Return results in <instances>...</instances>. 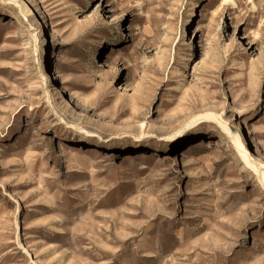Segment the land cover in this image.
<instances>
[{"label":"rangeland","instance_id":"374dc122","mask_svg":"<svg viewBox=\"0 0 264 264\" xmlns=\"http://www.w3.org/2000/svg\"><path fill=\"white\" fill-rule=\"evenodd\" d=\"M226 133L264 173V0H0V264H264Z\"/></svg>","mask_w":264,"mask_h":264},{"label":"bare ground","instance_id":"6f19581e","mask_svg":"<svg viewBox=\"0 0 264 264\" xmlns=\"http://www.w3.org/2000/svg\"><path fill=\"white\" fill-rule=\"evenodd\" d=\"M195 35L200 31V27L197 25L195 27ZM10 35H7V37H9ZM58 79L60 80V83L62 85V89L66 90L67 92H69L70 97L72 98L74 93H72L70 91V89H68L65 86L64 80H63V75L62 72L59 68V66L55 65L53 68V78L51 79L53 82H57ZM77 103V102H76ZM79 104V103H78ZM55 116V121L57 122L56 124L62 127H66V126H75L74 122L68 118L59 116L57 114L54 115ZM213 117L211 118L213 120V122L215 124H217L220 128L225 129L224 125L221 123L220 117L218 115H212ZM208 118V117H207ZM77 126V125H76ZM77 128V127H76ZM253 129V128H252ZM227 132V131H226ZM227 134V137L229 138L231 145L233 146V148L236 150V152L239 154V156L241 157V160L243 161L244 166L248 169V171L250 173H252L253 178L255 181H258L263 178L264 179V173L263 171V166L260 165L257 161H255L254 159L248 157L247 155H245L242 152V147L241 144L239 142V140L237 139V137H231ZM152 138L154 139H159L160 136L154 135L152 134ZM164 139V137H162ZM214 152V151H212ZM88 157V156H87ZM89 161L87 159H84L83 163L87 164ZM238 182V181H237ZM262 182V181H261ZM262 188L264 189V184H261Z\"/></svg>","mask_w":264,"mask_h":264}]
</instances>
